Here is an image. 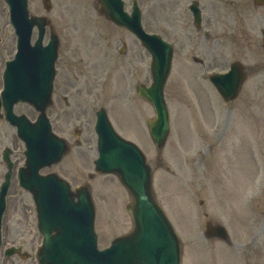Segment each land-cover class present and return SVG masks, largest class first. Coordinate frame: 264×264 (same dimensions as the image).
Instances as JSON below:
<instances>
[{
	"label": "rangeland",
	"instance_id": "1",
	"mask_svg": "<svg viewBox=\"0 0 264 264\" xmlns=\"http://www.w3.org/2000/svg\"><path fill=\"white\" fill-rule=\"evenodd\" d=\"M51 1L48 14L42 0H29V8L51 18L61 40L54 103L48 115L54 131L70 142L71 150L42 172H56L73 187L90 185L100 248L133 225L126 209L130 196L118 177L94 169L98 156L95 113L105 107L115 129L136 142L153 167L158 200L183 241V264H264V56H250L256 66L246 67L243 90L236 100L225 102L204 74L227 67H190L191 57L177 54L165 87L171 130L165 147L158 149L146 125L154 109L135 91L138 82L152 81L150 54L127 30L99 13L97 0ZM131 2L126 0L128 10ZM139 2L150 32L162 28L160 11L170 20L178 9L175 0ZM14 36L7 7L0 0V85L5 60L16 51ZM123 44L127 48L121 54ZM16 111L33 120L38 115L25 103L17 104ZM6 146L13 149L16 172L25 161V145L15 128L0 119V183L7 170L2 159ZM252 181L254 187L247 194ZM7 203L4 233L30 253L27 264H37L42 235L35 204L31 194L19 188L16 173ZM207 221L223 224L231 243L207 237ZM255 236L258 240L251 248Z\"/></svg>",
	"mask_w": 264,
	"mask_h": 264
},
{
	"label": "water",
	"instance_id": "2",
	"mask_svg": "<svg viewBox=\"0 0 264 264\" xmlns=\"http://www.w3.org/2000/svg\"><path fill=\"white\" fill-rule=\"evenodd\" d=\"M6 1L19 37V51L16 59L8 61L2 104L7 118L18 127V134L27 145V167L21 169L19 176L21 185L34 194L39 228L44 234V244L38 253L40 264H181V243L155 200L151 169L145 156L133 142L114 131L105 110L98 112L100 157L96 161L97 170L117 173L129 189L133 201L128 209L135 223L130 234L115 239L110 247L98 250L94 231L95 207L88 187L81 185L72 191L70 183L58 175L39 174L41 167L59 161L68 150L66 142L52 133L46 116V108L51 102L58 39L52 37L46 47L39 39L32 46V28L35 24L43 28L45 19L29 17L28 0ZM101 2L107 15L137 33L153 55L154 83L150 87L139 85L138 91L154 105L157 116L150 119L148 125L154 142L162 147L169 132L163 90L170 71L171 50L164 47L162 52L157 36L144 35L138 9L130 17L123 11L121 0ZM233 69L223 78H214L226 100L236 96L242 81L240 67ZM234 71L236 77L231 75ZM18 100L28 101L41 111L36 123H31L25 115L13 114V104ZM6 159L9 162L8 157ZM10 176L8 173L2 187L5 193ZM3 206L4 199L0 202V226ZM214 232L225 235L220 227L214 228Z\"/></svg>",
	"mask_w": 264,
	"mask_h": 264
},
{
	"label": "flooded vegetation",
	"instance_id": "3",
	"mask_svg": "<svg viewBox=\"0 0 264 264\" xmlns=\"http://www.w3.org/2000/svg\"><path fill=\"white\" fill-rule=\"evenodd\" d=\"M196 1L202 9L201 25L196 26L191 12L183 9L182 17L173 19L171 28V40L175 51L192 55L196 67H225L227 51L243 55L253 53L255 47L261 46L264 6H260L255 0L251 9L246 7L247 2L244 0ZM180 2L181 0H177L178 4ZM227 5L230 7L227 8ZM227 11L229 13H226ZM249 14L252 15V22L247 17ZM14 38L15 41L12 40L15 45L17 39L16 36ZM2 40L0 37L1 44ZM2 88L3 85H0V91ZM5 244L4 249L13 245L6 242ZM4 249L0 254V264H26V259L20 255L6 256Z\"/></svg>",
	"mask_w": 264,
	"mask_h": 264
}]
</instances>
